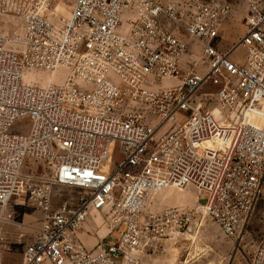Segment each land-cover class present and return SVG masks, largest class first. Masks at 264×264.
<instances>
[{"label":"built area","instance_id":"1","mask_svg":"<svg viewBox=\"0 0 264 264\" xmlns=\"http://www.w3.org/2000/svg\"><path fill=\"white\" fill-rule=\"evenodd\" d=\"M62 1L0 0V18L20 22L0 35V264L17 208L40 214L22 264H149L197 222L192 209L146 210L168 187H194L239 238L264 189V0H248L226 52L227 0H71L59 13ZM206 83L220 119L193 100ZM92 213L107 233L89 249L78 232Z\"/></svg>","mask_w":264,"mask_h":264},{"label":"rangeland","instance_id":"2","mask_svg":"<svg viewBox=\"0 0 264 264\" xmlns=\"http://www.w3.org/2000/svg\"><path fill=\"white\" fill-rule=\"evenodd\" d=\"M180 6L188 0H177ZM232 5V12L224 21L225 33L218 45L220 50L226 52L232 49L245 32L244 22L248 9V0H227ZM72 1L63 0L58 5L59 13H68ZM20 22L17 18H0V35L12 37L18 31ZM194 51L190 56H194L199 65L202 63L200 49L193 46ZM233 58L239 63H244L245 50L239 48L234 52ZM49 78V74L42 75ZM66 79V72L60 70L54 76V82H63ZM173 83L174 81H170ZM217 88L210 83H206L194 96L195 101H205L209 110L220 119V111L216 107L214 93ZM231 110H223V114L228 116V122L235 124L238 121L236 116H232ZM154 120V117H150ZM225 120V119H224ZM254 123H261L263 118L255 116L251 118ZM229 125V123H224ZM15 130V128L13 129ZM29 170V165L24 171ZM203 194L194 187L187 186L183 190L175 187H168L156 194L151 202H148L146 210L160 211L165 208H186L197 211V222L189 227V232L181 236L177 243L171 244L167 251L152 256L148 259L149 264H251L253 254L258 247L264 245V189L260 197L252 208L239 238H230L224 235L219 226L201 209L197 203L202 200ZM16 224L8 228V243L4 253L5 264H22L23 252L27 244L32 239L34 229L39 226L40 214L32 208H17L14 211ZM79 232H86L91 237H97L95 244L107 233V229L100 223V216L96 213L90 215V220ZM98 233V234H97ZM23 236V237H21Z\"/></svg>","mask_w":264,"mask_h":264},{"label":"crops","instance_id":"3","mask_svg":"<svg viewBox=\"0 0 264 264\" xmlns=\"http://www.w3.org/2000/svg\"><path fill=\"white\" fill-rule=\"evenodd\" d=\"M226 27H224L223 25V28L220 32V40L218 42V44L220 45L222 39H223V36H224V33H225V29ZM86 225V224H85ZM10 228V227H9ZM98 234V233H97ZM106 235V234H105ZM104 235V236H105ZM103 236V237H104ZM78 238L84 243V245L87 247V248H93L95 246V242L97 241V237H91L90 235H88L86 232H78ZM100 238H102L100 236ZM150 259V258H149Z\"/></svg>","mask_w":264,"mask_h":264},{"label":"bare ground","instance_id":"4","mask_svg":"<svg viewBox=\"0 0 264 264\" xmlns=\"http://www.w3.org/2000/svg\"><path fill=\"white\" fill-rule=\"evenodd\" d=\"M58 9V6H57V8H56V10ZM52 80V78H49V81H51ZM253 117H255V115H248L247 116V120L248 121H251L252 122V120H251V118H253ZM252 123H254V122H252ZM254 124H256V125H258V126H262L263 125V120L261 121V123H254ZM210 143L208 142V143H206V145H209ZM179 190H183V189H179ZM158 194V193H157ZM156 195V194H155ZM155 195H153L152 197H151V199H150V202H151V200H152V198L155 196ZM201 207V209H204V207L203 206H200Z\"/></svg>","mask_w":264,"mask_h":264},{"label":"water","instance_id":"5","mask_svg":"<svg viewBox=\"0 0 264 264\" xmlns=\"http://www.w3.org/2000/svg\"><path fill=\"white\" fill-rule=\"evenodd\" d=\"M200 204H201V205H205V200L202 199V200L200 201Z\"/></svg>","mask_w":264,"mask_h":264}]
</instances>
